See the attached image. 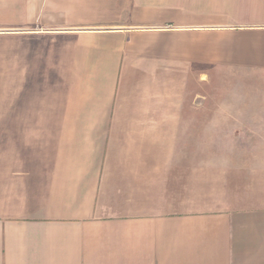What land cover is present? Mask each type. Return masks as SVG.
Wrapping results in <instances>:
<instances>
[{
    "label": "crops",
    "instance_id": "0c3cea01",
    "mask_svg": "<svg viewBox=\"0 0 264 264\" xmlns=\"http://www.w3.org/2000/svg\"><path fill=\"white\" fill-rule=\"evenodd\" d=\"M0 264H264V0H0ZM202 101V102H201Z\"/></svg>",
    "mask_w": 264,
    "mask_h": 264
},
{
    "label": "rangeland",
    "instance_id": "374dc122",
    "mask_svg": "<svg viewBox=\"0 0 264 264\" xmlns=\"http://www.w3.org/2000/svg\"><path fill=\"white\" fill-rule=\"evenodd\" d=\"M4 49L0 48V58ZM213 80L206 87V104H264V77L254 74L213 73ZM202 102V101H201ZM3 132V130H0Z\"/></svg>",
    "mask_w": 264,
    "mask_h": 264
}]
</instances>
